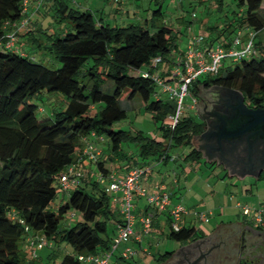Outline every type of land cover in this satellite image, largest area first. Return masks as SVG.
Masks as SVG:
<instances>
[{
  "label": "trees",
  "instance_id": "1",
  "mask_svg": "<svg viewBox=\"0 0 264 264\" xmlns=\"http://www.w3.org/2000/svg\"><path fill=\"white\" fill-rule=\"evenodd\" d=\"M217 1L224 5V0ZM235 2L242 11H233V17H227L222 29L211 28L217 37L212 35L209 40L227 47L238 31L258 33L264 29V0ZM24 8V0H0V264H33L39 258V250L32 257L33 249L26 242L24 226L48 242L63 241L73 249L60 264H82L79 255H98L110 248L120 222V214L111 207L108 193L115 176L102 158L104 152L94 149L96 140L88 137L107 140L112 153L108 160H129L130 153L124 150V145L136 146L143 160L168 161L172 158L169 151L173 145L191 147L189 157L200 159L194 139L204 132L205 123L196 115L187 114L181 115L173 128L169 117L176 112L177 100L159 90L153 78L158 74L163 81L171 82L173 71L159 74L155 72L159 64L153 66L152 61L161 58V63L175 65V57H169L178 51L174 27L163 24L152 29L147 23L104 24L91 10L55 0V18L69 20V29L60 28L53 33L41 29L45 41L37 38L33 44L35 49L58 61L59 68L52 69L24 54L17 43L19 29L30 25ZM162 14L161 7L153 11V17ZM22 22L25 24L21 25ZM11 34L15 36V45L7 47ZM254 51L225 74L221 70L216 76L195 80L189 86L191 97L200 99L203 89L219 85L235 88L247 101L264 106V47L257 52L255 46ZM179 54L182 57L183 52ZM146 72L147 77L143 76ZM108 80L113 82V93L102 89ZM43 93L61 95L60 107L47 113L30 101ZM136 97L152 113L155 123H161L159 129L164 142L152 140L140 131L131 135L122 128L116 129L128 117L120 101ZM84 139H87L85 145ZM87 144L93 146L94 154L99 152L96 158L83 155ZM86 160L96 162L99 181L109 182L107 191L99 181L86 180L85 185L81 184L85 175L76 164ZM71 167L81 172L83 178L70 190L69 200L53 211L50 206L57 197L62 175ZM134 168L145 170L146 174L152 166L130 170ZM161 192L171 193L172 207L173 192ZM146 205L148 211L152 210ZM71 209L79 211L83 220L75 227L62 229L61 219ZM197 235L195 227L183 225L179 232L171 229L168 237L185 242ZM25 245L30 249L29 260L22 250Z\"/></svg>",
  "mask_w": 264,
  "mask_h": 264
},
{
  "label": "rangeland",
  "instance_id": "2",
  "mask_svg": "<svg viewBox=\"0 0 264 264\" xmlns=\"http://www.w3.org/2000/svg\"><path fill=\"white\" fill-rule=\"evenodd\" d=\"M64 1L70 5V7H75L78 4V2H74L73 0ZM137 4L139 5V17H135V22L131 21V23L143 25L147 23V25L152 29L163 24L175 28V31L178 34V51L173 52L172 55L169 56L170 58H173L186 50L191 36H204L208 40L212 37V35L217 37V34L214 33L211 28L215 27L218 30L222 29L227 17H233V11H237L239 13L242 11L235 0H224L223 6L218 3L217 0H139ZM37 6L40 9L39 13L36 14L31 22L32 26L44 29L49 33L56 32L60 28L69 29L71 24L70 21L67 19L58 21V19L55 18V11L50 9H48V11L46 10V3L43 4V6L38 5L37 3ZM159 7H161L163 14L158 16V18L153 17V11ZM92 9L96 11V6L93 5ZM256 35L255 46L258 52L261 47H264V29L256 33ZM247 38L248 34L243 36V39L247 40ZM218 40L220 41L221 38ZM23 53L28 54L30 58H34L35 61L42 63L49 68L57 69L60 66L54 57L45 53L43 50L39 51L35 49L32 44L28 45ZM255 57L258 58L259 54H256ZM240 63L241 61L236 62L231 58L224 59L221 68L222 73L225 74L229 70H233L236 65ZM173 68L174 67H172L169 62L164 61L159 64L158 69H156L155 72L161 74L163 71H173ZM169 84L173 89H177L176 82L171 80ZM102 89L105 93H113V82L109 80L106 81L103 84ZM199 96L205 99L207 95H201L199 93ZM62 99L63 97L61 95H49L43 93L37 97L31 98L30 101L38 107L44 108V110L49 113L50 110L60 107ZM196 100V104L201 106L200 101L197 98ZM192 105L193 102L190 97H186L183 100V115L191 114L190 108ZM120 106L127 111L128 117L122 123L117 124L116 129L122 128L129 131L131 135H136L137 132L140 131L152 140H156L158 142L165 141L162 130L159 129L161 123H155L152 113L146 109L145 105L138 97L132 100H121ZM37 115L41 117V113L39 111H37ZM197 144V140L194 139V145L197 146ZM124 146L125 151H129V147L132 146V148L138 151V148L134 145ZM100 148L104 150V154L106 155L102 156V158L106 160V166L110 167L111 164L107 158L109 155H112V153L109 151L108 145H101ZM171 150L173 154L180 159V155H187L191 150V147H176L173 145ZM190 162L185 163V161H178L177 163H174V167L177 168L176 171L179 174L182 172V166L184 167L185 165L187 167L186 177L189 176L187 186L182 189L184 194L181 197V202L174 205L181 204L184 207H187L189 209V213L191 212L190 214L195 217L196 222L194 225H196L197 228L202 226L211 227L209 230V232H211L214 228L221 224V221L228 223L231 218H238V216L242 217V206L249 207L252 212L256 209H264V175L261 179H256L254 177L240 178L238 176L229 175L223 170V168H209L205 165V163L196 162L193 165V163ZM93 165L94 177H91V182L99 181V171L97 173L98 165L96 162ZM192 168H195L196 170H193ZM184 176L182 179L183 184L185 183ZM99 182L101 183V186L109 185V182L105 179L100 180ZM74 186L75 185L73 184L70 190L73 189ZM61 190L60 188L57 189V197L51 203L50 209L53 211L58 210L61 205L65 204L69 200V196L64 197L62 194L63 190ZM70 190L64 191V193L70 194ZM199 214L206 215V218L202 221L207 222L208 224L201 222V219L198 217ZM82 220V214L79 211L72 209L68 210L61 219V228L69 229L71 227H75ZM181 226H183L182 222ZM162 229L168 235L171 232L170 223L165 220ZM154 236V239H150V241L148 240L149 238L142 237V240L145 241L144 248L146 250L143 248H140V250L139 246L135 245V242L130 238L131 246L129 247L136 251V254L133 258L121 260L118 264H158L160 255L178 248V244L175 241L167 237H159L157 235ZM48 243V246L39 250V258L34 259L31 263L60 264L66 254L73 253V249L66 242H55V240H49ZM123 246H120L118 253L122 250ZM28 248L29 247L25 245L22 249L23 253L28 255L26 256L27 260L30 258V249Z\"/></svg>",
  "mask_w": 264,
  "mask_h": 264
},
{
  "label": "built area",
  "instance_id": "3",
  "mask_svg": "<svg viewBox=\"0 0 264 264\" xmlns=\"http://www.w3.org/2000/svg\"><path fill=\"white\" fill-rule=\"evenodd\" d=\"M41 5L43 0H37ZM74 2L78 0H73ZM28 0H24V10L27 11ZM25 24L22 22L21 25ZM243 31H238L228 41L229 46H223L219 42L206 39L204 36H191L189 38L187 48L183 52L182 57L174 65L171 80H176L177 89H173L172 86L160 79L158 74L153 75L157 87L163 93L167 94L170 99L176 98L177 109L175 114L169 118L171 125L174 128L181 115H183V100L186 97H190L193 100V105L196 106V99L191 97L189 92V86L198 78L202 76H216L219 74L222 68V62L226 58H231L233 61L239 62L244 58H248L251 53L255 52V39L256 33L254 31H248L247 40L243 39ZM7 47H13L15 45V36L13 34L8 35ZM161 63V58H156L152 61L153 66H157ZM145 77L149 76V73H144ZM93 146L87 144V147L83 150V155L89 156V158H96L97 154H94ZM145 174V170L140 168H134L130 170L124 178L112 177V182L109 186V191L113 194L114 201L119 204L120 222L118 223V232L113 239L110 248L98 255L95 254H82L78 256V260L82 264H115L113 258L118 253V249L126 241L130 240L134 235V226L137 222L140 223L141 232L136 238L141 242L142 237L150 234L153 227L154 218L157 213L168 214L169 223L171 229L174 232H179L182 228L181 222L184 215L189 214L187 208L183 205H173L171 207V193L169 192H157L155 194H148L147 190L142 187L141 179ZM81 172H75L71 167L62 175L60 181V188L63 191H68L72 185H77ZM136 197L144 198L146 204L152 208L150 211H146L141 216L134 214V200ZM241 207V206H240ZM242 214L245 218H249L252 225L255 228L264 229V209H256L254 212L247 207L242 206ZM199 219L204 220L205 214H199ZM23 223V221L21 222ZM25 227L26 242L33 249L32 257L37 255V250H42L48 245V241L41 237L39 234H32L28 226ZM136 254L131 248H126L120 251V257L128 260L133 258Z\"/></svg>",
  "mask_w": 264,
  "mask_h": 264
},
{
  "label": "crops",
  "instance_id": "4",
  "mask_svg": "<svg viewBox=\"0 0 264 264\" xmlns=\"http://www.w3.org/2000/svg\"><path fill=\"white\" fill-rule=\"evenodd\" d=\"M28 8H27V17L30 20V25L28 26V28H20L19 29V34L17 37V43L20 46V48H22L23 50H25V48L28 45H33L34 43H36L37 41H35L37 38L41 41H45V37L46 35L44 34V32L39 31L41 29L36 28L35 26L31 25V22L33 20V18L36 16L37 13H39V9L37 6V0H28ZM139 0H128V1H122V0H78V4L77 6H75V8L77 9H82V10H91L93 11L96 16L100 19V21L104 24H109V25H126L131 23V21H134L135 17H139L138 15V10H139V5L137 4ZM46 10L48 11V9L53 10V5L55 3V0H46ZM44 3V4H45ZM95 5L96 6V11H94L92 9V6ZM43 6V5H41ZM133 12V15H132ZM137 17V18H138ZM135 22V21H134ZM213 28V27H212ZM48 33V32H47ZM248 31H244L243 35H247ZM41 41V42H42ZM181 58L180 54L175 56L174 58V62L177 63L178 60ZM172 66L174 64H171ZM191 114L193 113V115H196L198 117L197 114V105L196 106H192L191 108ZM195 113V114H194ZM200 119V118H199ZM201 120V119H200ZM202 121V120H201ZM204 133V132H203ZM201 133V134H203ZM200 134V135H201ZM198 135L195 140H197L198 144L197 146H195L197 148V150L201 153V157L200 159L194 158V157H189L190 155V151L189 153L186 155H180V159L177 158L172 150L169 151V155L172 157L171 159H169L168 161L166 160H161V161H154L152 159H148V160H143L139 154L138 151L132 147H129V153H130V159L127 161H121L119 159H113L111 158L109 160L110 162V173L113 174L115 177L117 178H124L127 174V172L133 168V167H143V166H148L151 165L152 169L147 172L145 174V176L142 179V185L143 187H145L147 189V192L149 194H155L157 192H161V191H172L173 192V198H172V203L176 204L181 202V197L183 196V192L182 189L184 187L187 186L188 183V177H186V171H187V167L184 165V167L182 166V172L181 174H179L176 170L177 168L174 167V163H177L178 161H185V163L187 162H192L193 165L194 163H205V165L209 168L211 167H219V168H223V170L226 173H229L228 171V167L225 166V163L223 162H217V161H207L206 160V156H205V152L204 149H199L200 147V143H199V136ZM88 140H96L95 144H94V149H99L101 152H104L103 149L100 148L101 145H107L106 144V139L104 138H98L97 136H93L90 135L88 137ZM87 141V139L83 141L84 145L85 142ZM105 155V154H104ZM106 156V155H105ZM183 157V158H182ZM109 158V157H108ZM107 158V159H108ZM104 159V158H103ZM190 162V163H191ZM94 163L90 162L89 160L86 161H78L77 162V168L80 170H83L84 172V179L81 181L82 185H85L86 180L88 182L91 181V177L94 173ZM187 165V164H186ZM192 167V166H191ZM193 170H196L195 168H192ZM99 169L97 168V173H98ZM78 172V171H75ZM100 172V171H99ZM100 174V173H99ZM185 175V176H184ZM183 176L185 178V183L183 184ZM235 176V175H232ZM81 179L83 178V176L80 177ZM177 180V182L175 183L174 180ZM80 182V181H79ZM103 188H105V190L107 191L108 185L107 186H102ZM62 191V190H61ZM109 195L111 196L110 199V205L113 208L114 211H116V213L119 214V204H117L114 201V197L112 195V193L108 192ZM62 194L65 196H70V194H66L64 193V191H62ZM187 195V194H186ZM146 211H148L147 209V205H146V201L143 198H139L136 197L134 200V214L137 216H141L142 214H144ZM191 213V212H190ZM186 214L183 217L182 220V224L187 226V227H195L196 228V232H197V238L196 240H200V239H204V238H208V236L211 234V232H209L211 227H200L197 228L196 225H194V223L196 222L195 217L192 216V214ZM225 214V213H224ZM231 218V217H230ZM168 219V215H164V214H159L158 216L155 217L154 222H153V227L151 228L150 234H148L147 237L149 238L148 240L150 241L154 239V235H157L159 237H168V235L165 233V231L162 229L163 225H164V221H167ZM184 222V223H183ZM201 222H203L201 220ZM249 218H245L244 216L236 218H231L230 221L227 223L225 221H221V224L219 226L222 225H233V224H242L246 227H253L252 223ZM208 224L207 222H203ZM204 227V228H203ZM218 227V226H217ZM216 227V228H217ZM214 228V229H216ZM213 229V230H214ZM141 232V227H140V223L137 222L136 225L134 226V235L132 236V240L135 242V245L139 246L140 248H144L145 245V241L142 240L141 242L137 241L136 238L140 235ZM146 239V238H145ZM171 239V238H169ZM173 240V239H171ZM178 244V248L171 251V252H166L163 255H160L159 259H158V264H164L166 261H168L169 259H171L173 257V255L178 252L181 248L186 246L187 241L185 242H179L176 240H173ZM131 240L126 241L125 243H123L122 250L128 248L130 245ZM54 246V244H53ZM126 247V248H125ZM131 248V247H129ZM132 249V248H131ZM121 250V251H122ZM141 250V249H140ZM146 250V249H145ZM41 257V256H40ZM123 259H120V252L116 254V256L113 258V261L115 262V264H118V262H120Z\"/></svg>",
  "mask_w": 264,
  "mask_h": 264
},
{
  "label": "flooded vegetation",
  "instance_id": "5",
  "mask_svg": "<svg viewBox=\"0 0 264 264\" xmlns=\"http://www.w3.org/2000/svg\"><path fill=\"white\" fill-rule=\"evenodd\" d=\"M219 85H213L207 89H203L204 92L209 93L210 99H203L202 97L198 99L202 106L197 105L198 117L205 123V130L209 131L215 139V135L219 133L218 127L222 126L223 121L238 118L240 113L245 114L242 108L235 110V106L239 105V100L241 98L234 95L227 90L216 88ZM232 90H237L235 88L222 86ZM239 91V90H238ZM228 99H231L229 104ZM245 104L248 107L247 111H256L264 109V106L256 105L245 99ZM217 139V137H216ZM219 144L217 139L216 145ZM224 146L228 145L226 141L221 143ZM219 146V145H218ZM229 145L226 148H230ZM243 148V151H242ZM239 149L237 155V160L240 157L245 159V163H238L235 159L230 156L222 157L225 166L228 167L231 176L235 175L240 178L254 177L256 179H261L264 175V142L256 141L253 145L243 146ZM217 157L220 159L221 152H216ZM249 232V233H248ZM196 238L187 241L186 246L189 248L185 249V256L181 261H177L175 256L172 260L166 264H218L217 259L219 258L221 252H225L228 249V241L223 240L220 242H213L212 240H206L202 242H196ZM239 244L241 250L243 251V256H241L240 264H264V229L249 227L248 231L244 230L240 234Z\"/></svg>",
  "mask_w": 264,
  "mask_h": 264
},
{
  "label": "water",
  "instance_id": "6",
  "mask_svg": "<svg viewBox=\"0 0 264 264\" xmlns=\"http://www.w3.org/2000/svg\"><path fill=\"white\" fill-rule=\"evenodd\" d=\"M216 88L227 90L228 92L237 95L241 98L239 100V105L235 106V110L237 111L238 108H242L243 110H247V106L245 104V97L243 94L238 90H232L229 88H225L222 86H217ZM201 95H208V92H200ZM206 96L205 100L210 99ZM231 99H228L229 104L231 103ZM232 104V103H231ZM244 110L245 114L240 113L238 118L223 121L222 126L218 127L219 133L215 135V139L213 138L214 135L209 133V131L204 132L199 136V149H204L206 160L207 161H217L223 162L224 160L222 157H226L227 155L235 159L238 163H245V159L237 160V155L239 153V149L243 146H250L253 145L256 141H260L261 143L264 142V109L256 110V111H247ZM219 141V146L216 145L217 139ZM223 141L229 143L228 145L224 146L221 144ZM230 148H226L228 146ZM221 152L220 159L217 157L216 152ZM243 151V148H242ZM229 171V169H228ZM230 175V174H229ZM247 230L248 227L242 224H233V225H222L218 226L214 229L208 238L200 239L196 242H202L206 240H212L213 242H220L223 240L228 241V249L225 252H221L219 258L217 259L218 264H240L241 256H243V251L241 250V246L239 244V237L242 231ZM249 233V232H248ZM189 248V246H185L181 248L178 252H176L171 259L166 261L164 264L172 260L175 256L176 260L179 262L185 256V249Z\"/></svg>",
  "mask_w": 264,
  "mask_h": 264
}]
</instances>
